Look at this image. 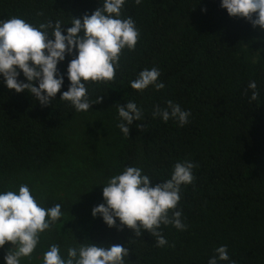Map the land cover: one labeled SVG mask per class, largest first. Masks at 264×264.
<instances>
[{"label": "trees", "instance_id": "obj_1", "mask_svg": "<svg viewBox=\"0 0 264 264\" xmlns=\"http://www.w3.org/2000/svg\"><path fill=\"white\" fill-rule=\"evenodd\" d=\"M220 4L127 0L122 18L136 22V48L122 51L114 80L89 82L94 104L87 112L60 100V92L41 106L30 93L7 89L0 77V186L42 173L66 157L72 142L68 134L78 130L86 134L85 162L99 173L100 184L128 166L141 167L153 184L163 182L177 162L188 160L196 165L195 178L182 186L177 205L188 227L179 231L162 225L164 247H157L147 231L136 237L126 226L119 231L92 216L93 207L103 203V185L69 202L48 198L43 206L60 203L62 213H76L82 242L127 247L125 264H208L221 245H227L235 264H264V30L230 17ZM100 7V0H0V20L20 17L36 27L60 20L66 30L72 17ZM72 58L58 65L61 73ZM154 66L164 89L141 93L130 87L141 70ZM252 80L259 96L249 102L251 91L245 95L244 90ZM68 87L65 76L61 92ZM169 100L191 112L188 124L153 118L154 109L165 108ZM129 101L143 109L144 119L134 121L126 137L117 127V104ZM138 123L144 127L137 128ZM3 257L0 252V264Z\"/></svg>", "mask_w": 264, "mask_h": 264}, {"label": "clouds", "instance_id": "obj_2", "mask_svg": "<svg viewBox=\"0 0 264 264\" xmlns=\"http://www.w3.org/2000/svg\"><path fill=\"white\" fill-rule=\"evenodd\" d=\"M100 2L102 7L91 15L72 17L68 23L71 27L66 30L62 25L67 24L60 20L49 19L38 27L20 17L0 20V77L6 88L16 93H30L41 106L51 104L60 92V100L69 102L75 111L92 109L89 82L114 80L122 51H134L140 36L136 22L131 17L122 18L127 0ZM134 3L141 5L143 0H134ZM220 6L230 17L246 19L253 28L258 26L264 30V0H221ZM69 56L73 58L68 62L66 73H61L58 65ZM21 74L24 80L19 79ZM160 75L155 66L145 68L130 81V87L141 93L150 87L160 91L165 88L158 79ZM65 76L69 87L61 92ZM249 91V102L257 100L259 90L255 80L248 83L244 94L248 95ZM100 99L98 97L96 103ZM117 105V127L129 137L133 122L144 119L143 109L133 101ZM190 116V111L171 100L165 108L156 107L153 111L154 119L159 117L165 123L171 119L179 127L188 124ZM136 127H144V124L138 123ZM194 167L196 165L188 160L177 162L169 179L153 184L141 167L128 166L99 184L103 185V203L93 207L92 216L101 217L109 228L117 227L119 231L126 226L136 237H142L147 231L155 237L157 247H164L168 241L160 231L162 225L187 230L177 205L182 186L194 181ZM62 215L60 203L44 207L27 184H20L18 191H0V249L10 244L5 250L4 264H21L25 258H31L42 236L51 231ZM214 252L208 264L221 261L235 264L230 261L227 245L219 246ZM128 256L129 249L123 245L105 246L87 239L81 243L74 237L63 249L57 243H50L43 252L42 264H125Z\"/></svg>", "mask_w": 264, "mask_h": 264}, {"label": "rangeland", "instance_id": "obj_3", "mask_svg": "<svg viewBox=\"0 0 264 264\" xmlns=\"http://www.w3.org/2000/svg\"><path fill=\"white\" fill-rule=\"evenodd\" d=\"M86 134L80 130L68 134L71 138L70 153L60 159L56 164L39 174H27L9 180L0 186V191H18L20 184H27L33 195L41 205L48 198L69 202L85 194L94 193L101 187L99 173L89 169L85 157L89 149L84 146L83 138ZM73 212H64L51 231L46 232L37 250L31 258H25L21 264H42L43 252L47 251L50 243H57L61 248L70 245L74 239L82 243L80 233L75 226ZM74 235V237H73ZM10 247L6 244L0 252L5 255V250Z\"/></svg>", "mask_w": 264, "mask_h": 264}]
</instances>
